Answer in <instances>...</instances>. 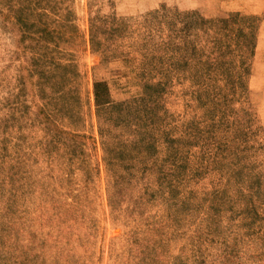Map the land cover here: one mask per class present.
<instances>
[{
  "label": "rangeland",
  "instance_id": "1",
  "mask_svg": "<svg viewBox=\"0 0 264 264\" xmlns=\"http://www.w3.org/2000/svg\"><path fill=\"white\" fill-rule=\"evenodd\" d=\"M1 184L17 223L83 210L71 264L150 230L162 264H264V0H0Z\"/></svg>",
  "mask_w": 264,
  "mask_h": 264
},
{
  "label": "trees",
  "instance_id": "2",
  "mask_svg": "<svg viewBox=\"0 0 264 264\" xmlns=\"http://www.w3.org/2000/svg\"><path fill=\"white\" fill-rule=\"evenodd\" d=\"M95 94L98 107H114L115 102L109 95L106 83H98ZM15 189H7L2 184L0 185V264H71L79 259L77 251L75 252L71 247L76 234L74 233L75 224L79 223V217H75V212L76 209L83 210L75 205L66 208V212L71 213L66 214L56 199V196H61L63 192L58 189H46L42 190L46 198L39 205L38 217L32 219L23 217L17 223L14 211ZM122 194L123 191L114 188L112 195L114 200L110 199L112 207L117 206V198ZM83 219H85V214L81 220ZM49 228L57 232L53 239H51L53 235ZM23 231L26 233L21 241L20 232ZM154 231L150 230L141 236L131 234L133 237L128 251L127 264H162V252L152 251L157 246V235L152 234L155 233ZM79 241L88 242L89 239L86 237Z\"/></svg>",
  "mask_w": 264,
  "mask_h": 264
}]
</instances>
